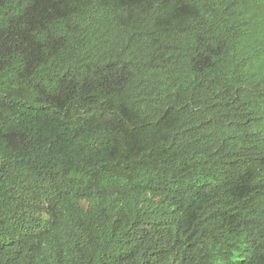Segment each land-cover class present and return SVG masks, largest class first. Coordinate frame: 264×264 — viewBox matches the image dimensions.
Listing matches in <instances>:
<instances>
[{
	"label": "trees",
	"instance_id": "16d2710c",
	"mask_svg": "<svg viewBox=\"0 0 264 264\" xmlns=\"http://www.w3.org/2000/svg\"><path fill=\"white\" fill-rule=\"evenodd\" d=\"M0 264H264V0H0Z\"/></svg>",
	"mask_w": 264,
	"mask_h": 264
}]
</instances>
